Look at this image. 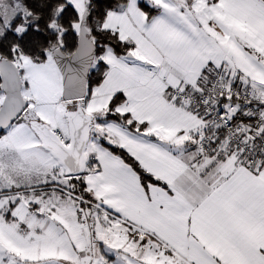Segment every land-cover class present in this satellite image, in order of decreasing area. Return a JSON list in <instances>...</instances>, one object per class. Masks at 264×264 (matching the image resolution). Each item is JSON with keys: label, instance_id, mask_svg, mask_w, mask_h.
Instances as JSON below:
<instances>
[{"label": "snow or ice", "instance_id": "6c2138e0", "mask_svg": "<svg viewBox=\"0 0 264 264\" xmlns=\"http://www.w3.org/2000/svg\"><path fill=\"white\" fill-rule=\"evenodd\" d=\"M0 264H264V0H0Z\"/></svg>", "mask_w": 264, "mask_h": 264}]
</instances>
